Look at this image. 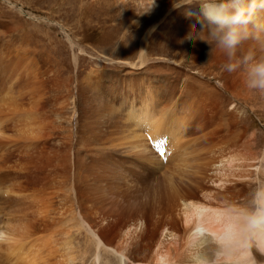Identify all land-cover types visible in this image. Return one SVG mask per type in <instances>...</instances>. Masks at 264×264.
Returning <instances> with one entry per match:
<instances>
[{"label": "bare ground", "instance_id": "obj_1", "mask_svg": "<svg viewBox=\"0 0 264 264\" xmlns=\"http://www.w3.org/2000/svg\"><path fill=\"white\" fill-rule=\"evenodd\" d=\"M174 1L144 4L147 12L163 13L165 19L176 10ZM185 20L182 41L168 60L146 64L158 20L140 37L137 61L116 56L126 64V73L139 74L133 77L136 81L130 79L137 93L127 101L120 98L125 105L95 88L99 85L92 82L100 84V78L77 80L78 94L89 95L81 101L84 109L79 105L81 110H76L83 128L72 144L83 142L84 153L74 150L72 159L63 155L70 140H63L61 126L53 137L54 108L43 109L51 104L42 101L44 96L58 95L59 89L15 92L18 87L3 65L8 63L9 44L2 45L0 74L6 83H0V264H73L68 241L55 244L58 221L85 232L93 246L88 264H196L197 256L214 257L217 237L227 227V207L246 203L254 182L264 180V137L245 123L248 110L264 116V96L245 86L242 73H227L226 58L214 46L188 39L196 21ZM200 27L197 23V30ZM250 45L247 42L242 51ZM32 51L37 53V76L54 77L53 54L47 48L44 54L37 44ZM187 59L194 66L186 70ZM90 100L94 106L88 105ZM116 105L122 111L115 110ZM93 110L100 116L86 121ZM67 173L76 202L55 201L54 184ZM40 181L53 197H44ZM14 206L19 210L15 217L9 212ZM254 255L264 264V256Z\"/></svg>", "mask_w": 264, "mask_h": 264}, {"label": "rangeland", "instance_id": "obj_2", "mask_svg": "<svg viewBox=\"0 0 264 264\" xmlns=\"http://www.w3.org/2000/svg\"><path fill=\"white\" fill-rule=\"evenodd\" d=\"M146 1L151 0H0V36H6V39H0V48L4 43L9 44L8 63H3L4 69L9 75L8 79L14 80L16 87H18H15V92L35 91L37 94H43L49 89H55V91L59 89L57 90L58 95L52 97L51 94H46L42 101L51 102L43 109L48 112L50 105L55 111L54 115L50 117L55 119L53 137L56 138V131L61 126L59 130L63 140L66 141V137L70 140V144L62 148L66 159H72L74 150L84 153L83 142L76 143V146L72 145L74 141L77 142L81 137L79 130H82L83 127L79 126L78 111L81 110V107L84 109L81 101L89 95V93L78 94L77 80L79 81L80 78H100L102 80L100 84L97 81L92 82L99 85L95 88L98 91H108L106 94L114 98L116 104H122L123 106L126 103L121 102V97H124L127 101V97L137 93L136 83L131 82L130 79L136 81L135 78L139 74L131 76V74L126 73V64L118 62L116 56L137 61L139 39L145 30L157 20V26L150 35L148 53L151 52V54L146 59V64L157 60H168V57H170L168 54H174L175 48L182 41L181 31L186 23V17L182 13L183 10L176 9L164 19L166 15H163V17V13L154 12L152 14V12H147V6L144 4ZM178 1L174 2L178 3ZM171 3L168 2L167 4ZM161 16L163 18H160ZM162 19H164V22H161ZM3 22L15 25L16 29L6 28ZM66 35L74 40V44L70 43ZM35 44L44 54H46V48L53 54L55 59L54 77L44 79L37 76L39 66L37 53L32 51ZM123 52H131V56L126 57L127 54L124 55ZM156 53H161V55ZM193 55L191 57L194 58ZM191 57L189 59H193ZM189 59L183 65L186 70L194 66ZM164 77L166 78L167 75ZM0 83L2 85L6 83V77L1 74ZM224 96H227V94L224 93ZM110 97L106 98L108 103ZM15 98L16 93L12 96V99ZM52 100L54 101L52 102ZM79 105L81 107L78 108ZM88 105L94 106L95 102L90 100ZM122 106L120 105L119 108V105H116L117 109H114L119 110ZM227 107H230V105H227ZM119 111H122V109ZM92 113L86 114V121L90 116H100V112L97 110H93ZM248 113L249 117L245 123H251L252 128L254 130L257 128L260 135L264 137V116L259 117L256 113H251L250 110H248ZM20 115H16L15 118H20ZM53 142L52 140L49 141L46 146L51 145ZM52 152L55 153V151ZM81 156L84 158L83 154ZM85 161L80 160L81 163ZM69 175L67 173L57 183L54 182V193L59 195L55 194V201L70 199L72 202H76L71 197L70 181H72V178H69ZM40 183L44 197H53L50 191L42 186L43 182L40 181ZM29 200L30 198H27L23 203L28 205ZM56 206L57 203H55ZM18 211V207L9 208L10 216H18ZM61 222L58 221L55 225V244L62 245L65 240L68 241L67 245L72 249L71 252L74 255L73 264H88L91 259V248L93 247L89 238L79 227L72 226L73 223L60 225ZM62 230L70 231V233L62 236L59 233ZM208 243L212 242L208 241ZM8 257L13 260L17 258L14 255H8ZM0 261L3 260L0 259ZM12 264H18V262Z\"/></svg>", "mask_w": 264, "mask_h": 264}, {"label": "clouds", "instance_id": "obj_3", "mask_svg": "<svg viewBox=\"0 0 264 264\" xmlns=\"http://www.w3.org/2000/svg\"><path fill=\"white\" fill-rule=\"evenodd\" d=\"M173 8L196 21L188 39L214 46L226 58L224 70L242 73L245 86L264 96V0H181ZM254 184L246 203L227 207L214 257L197 256L196 264H258L254 252L264 256V180Z\"/></svg>", "mask_w": 264, "mask_h": 264}, {"label": "snow or ice", "instance_id": "obj_4", "mask_svg": "<svg viewBox=\"0 0 264 264\" xmlns=\"http://www.w3.org/2000/svg\"><path fill=\"white\" fill-rule=\"evenodd\" d=\"M149 139L151 140L152 138H151V137H149ZM161 154H163V151H161Z\"/></svg>", "mask_w": 264, "mask_h": 264}]
</instances>
